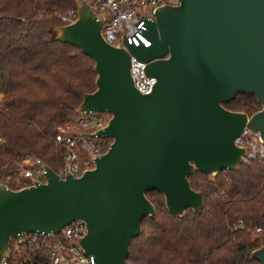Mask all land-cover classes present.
<instances>
[{"label":"water","instance_id":"obj_1","mask_svg":"<svg viewBox=\"0 0 264 264\" xmlns=\"http://www.w3.org/2000/svg\"><path fill=\"white\" fill-rule=\"evenodd\" d=\"M77 17L55 25V38L75 44L94 60L95 88L76 112L110 113L97 135L112 137L93 168L61 176L41 161L46 180L21 188L0 181V255L20 231L58 232L76 218L86 222L81 246L94 264H132V237L156 207L159 190L173 214L201 211L205 197L189 176L199 170L238 169L246 148L235 143L245 127L264 139V0H179L157 8L146 30L151 44L109 43L84 0ZM130 53L156 76L141 92L130 74ZM255 95L262 107L249 115L224 102ZM264 264V243L251 251Z\"/></svg>","mask_w":264,"mask_h":264},{"label":"trees","instance_id":"obj_2","mask_svg":"<svg viewBox=\"0 0 264 264\" xmlns=\"http://www.w3.org/2000/svg\"><path fill=\"white\" fill-rule=\"evenodd\" d=\"M74 0H0V179L17 156L30 154L59 171L62 160L53 142L58 125L69 120L83 93L94 90V60L73 43L55 38L61 21L52 9L74 7ZM43 15L40 16V13ZM249 115L262 105L253 94L239 93L224 102ZM225 197L213 195L226 185ZM192 187L204 193L201 211L171 213L165 196L150 190L154 216L142 220L132 237L127 260L132 264H262L251 251L264 237V160L214 174L195 171ZM242 220L244 226L232 228Z\"/></svg>","mask_w":264,"mask_h":264},{"label":"built area","instance_id":"obj_3","mask_svg":"<svg viewBox=\"0 0 264 264\" xmlns=\"http://www.w3.org/2000/svg\"><path fill=\"white\" fill-rule=\"evenodd\" d=\"M98 18H103V37L112 45L127 48V44L148 46L151 39L146 33L148 22L155 18L158 7L179 0H84ZM52 15L61 23H69L76 19V7L65 10L52 9ZM43 12L40 13V16ZM147 62L130 53V74L135 86L141 92H150L156 82V76L146 72ZM3 104V92L0 91V109ZM110 113L93 110L75 112L69 120L58 125L53 134V142L59 148L62 165L59 171L78 176L83 171L93 168L96 157L107 150L112 137L97 135L108 122ZM4 137L0 135V143ZM235 143L245 147L241 155L242 163L264 160V139L258 130L245 127L235 138ZM41 159L30 154L17 156L10 171L3 175V185L10 188H21L44 182L45 169ZM226 185L221 187L213 197H225L226 188L231 181L226 178ZM244 226L242 220L232 228ZM87 231L86 222L76 218L64 225L58 232L53 231H20L17 237L9 235V245L0 264H94V256L79 243V238ZM260 235L264 227L256 226L253 231Z\"/></svg>","mask_w":264,"mask_h":264},{"label":"rangeland","instance_id":"obj_4","mask_svg":"<svg viewBox=\"0 0 264 264\" xmlns=\"http://www.w3.org/2000/svg\"><path fill=\"white\" fill-rule=\"evenodd\" d=\"M214 174H216V173H211V174H210L211 177H213ZM251 231H253V229H251ZM252 233H253V235H257V234H255L254 232H252ZM260 236H261V238L264 237V232H263V234H260Z\"/></svg>","mask_w":264,"mask_h":264}]
</instances>
